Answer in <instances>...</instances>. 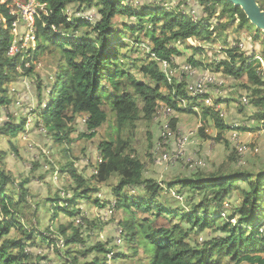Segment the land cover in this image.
<instances>
[{
    "label": "trees",
    "instance_id": "trees-1",
    "mask_svg": "<svg viewBox=\"0 0 264 264\" xmlns=\"http://www.w3.org/2000/svg\"><path fill=\"white\" fill-rule=\"evenodd\" d=\"M21 1L27 3L30 0ZM35 1L43 7L36 17L37 49L30 50L29 59L22 53L14 59L8 55L16 17L9 14L6 3L0 4V134L16 137L25 130L24 121L19 125L12 118L13 123H1L4 108L13 101L9 91L11 73L18 74L17 69L21 66L24 75L32 76L33 69L26 68V63L33 59L37 61L43 55L56 56V79L46 107L42 109L43 105H40L39 115L59 146L77 141L71 136L77 130L80 117H87V131H79V139L88 137L87 133L93 130L90 136L94 137L95 131L113 119L109 138L102 139L97 148L104 162L94 178L98 184L117 178L113 194L117 205L128 214L122 226L132 245L130 251L138 254V249L142 248L140 258L144 264H264V170L255 173L235 171L222 165L213 172L199 171L190 176L175 177L168 184L167 192L175 190L176 199L187 206L183 209L164 200L162 184L145 176V166L133 149L136 123L142 116L152 121L160 105L191 114H197L195 110L199 109L204 121L201 135L206 137L210 119L218 130L217 141L225 139L227 142V132L232 126L220 111L206 104L210 95L194 97L185 75L181 80L172 76L169 81L161 69L162 61L176 67L177 58L183 56L178 45H188L191 39L214 43L213 19L228 17L231 22L237 20L241 31L247 26L253 27L256 40L264 33L250 23L240 8L225 0H162L158 5L151 7L149 2L138 8L133 4L135 0ZM257 1L263 9L264 0ZM174 2L178 3L173 5ZM8 3L15 6L17 0H8ZM73 4L79 6L78 11L96 12V20L71 18L68 7ZM168 4L171 9L166 8ZM192 11L196 17L192 16ZM118 17L135 20L120 28L116 23ZM3 19L7 20L6 24ZM82 30L83 35L80 34ZM27 31L25 29V34ZM135 33L138 36L130 46L127 40H131ZM142 36L151 43L144 56L137 49L139 46L145 48ZM219 37L227 43L223 34ZM188 46L196 54L203 52L201 47ZM251 52L252 55H247L238 47L227 48L225 57L214 66L225 76L243 82L241 86L248 90L250 103L259 110L258 114L255 113L257 126L258 121H264V69L259 61L254 60L255 51ZM187 62L193 68L202 65L194 56ZM213 101L215 105L228 102L223 97H215ZM170 128L177 132L178 120L170 118ZM126 133L128 137L124 138ZM66 151L65 157L68 158L70 150ZM235 159L236 156L232 161ZM66 160L69 163L66 162L62 172L68 173L76 186L85 188L76 191V197L66 201L68 205H58L57 208L74 217L78 213L74 209L77 198L88 199L100 190L86 187L85 179L76 173L74 162L70 158ZM16 181L15 177L0 169V264H34L35 257L28 253L27 246L36 244L35 233L23 231L21 212L16 213L27 201L25 186L28 181H23L14 194L10 186L13 187ZM235 195L240 201L233 202ZM51 201L60 204L61 198H52ZM134 213L147 216L140 220ZM232 220L236 222L233 224ZM13 230L22 232L20 237H13ZM61 230L67 244L64 264H109L99 257L92 263L82 262L73 251L77 243L85 242L80 228L72 233L67 227ZM205 230H214L221 235L200 242V233ZM93 251L103 255L106 261L112 252L102 243L87 250ZM77 253L85 255L81 251ZM117 256L122 259L134 257L130 252L125 255L116 253L114 257Z\"/></svg>",
    "mask_w": 264,
    "mask_h": 264
},
{
    "label": "rangeland",
    "instance_id": "rangeland-1",
    "mask_svg": "<svg viewBox=\"0 0 264 264\" xmlns=\"http://www.w3.org/2000/svg\"><path fill=\"white\" fill-rule=\"evenodd\" d=\"M149 2L152 7L162 3V0H135L133 4L138 8L142 4H149ZM4 3L9 8V14L16 17L15 22L18 25L16 28L13 23L11 34L14 37L11 47L16 45L20 50L14 49V54L9 56L14 59L21 52L26 56V59H29L31 57L30 50L34 52L37 49L36 40L31 39L30 42L23 44L24 41L28 40V35L26 36L25 34V23L20 21L19 13L14 9V3H8V0L0 1V4ZM17 3L25 6L32 4L37 13L43 7L35 0H30L27 3L17 0ZM177 3L174 2L173 5ZM170 6L168 4L166 8L171 9ZM262 6L264 9V4ZM68 8V14L71 18H91L95 21L98 16L94 11H78L79 6L76 4L70 5ZM193 11L192 16L196 17V11ZM134 20L118 17L116 23L122 28L123 25L126 23L130 24ZM2 21L5 24L7 22L4 19ZM211 24L212 37L215 42L206 43L191 39L188 45L203 48V52L198 54L193 49H189L188 45H178V49L183 53V56L177 58L176 67H171V71L172 76L177 80H181L183 75H185L188 80L186 83H188L189 87L190 84L196 82L195 80L198 79L199 75H203L204 78L207 77L214 83L205 87L211 93L209 97L213 100L215 97H223V99L226 98L228 100V102L223 104L225 119L232 126L227 132V142H225V139L217 141L218 130L210 119H208L206 137L201 135L200 130L204 121L199 109L195 110L197 114L182 113L175 112L172 108L165 105L159 106L152 121H148L142 116L136 123L133 136L134 154L143 162L145 176L156 179L161 183L165 189L164 200L177 208L186 209L187 206L183 201L176 199L175 190L167 192L168 184L175 177L190 176L199 171L213 172L219 170L222 165L225 166L224 168L229 167L235 171L255 173L264 170V121H258L259 125L257 126L255 124L257 120L255 113L258 114L259 110L255 109L250 103L249 92L242 88V81H236L225 76L221 70L218 71L215 67L225 57V49L238 47L246 52L247 55H252L251 51H255L254 60L261 63V69L263 70L264 36L256 40L253 38V33L256 31L253 27L247 26L246 29L244 28L241 31L237 20L231 22L228 17L220 20L213 19ZM80 34L83 35L84 30ZM220 34L227 38V43L219 37ZM126 35L128 37L130 32ZM137 36L135 33L131 40H127L130 46L134 45V37ZM141 40L145 48L139 46L140 48L138 47L137 49H140V55L144 56L145 51H149L151 43L143 36ZM191 56H194L198 62H202V65L193 68L187 62V59ZM57 64L58 58L48 54L41 56L37 61L33 59V61L25 64L26 68L33 69L34 74L32 76L24 75L25 71L21 66L17 69L18 74L16 72L11 73L10 77L12 79L9 82V91L13 101L8 108H4L3 117L1 118V123H13L12 118L19 125L23 121L25 122V130L16 137L0 134V169L17 179L13 187L10 186L14 194H16L19 185L23 181H28L25 186L28 190L27 201L16 212H21L20 220L24 226L23 231L35 233L36 244L27 246V251L29 254L34 255V264H64L67 257V244L66 238L61 234V229L62 227H67L69 232L72 233L75 229L80 228V233L83 235L85 242L77 243L76 247H73V251H76L75 256L77 255L82 262L92 263L99 257L110 264H144V260L140 258L142 248L138 249V254L130 251L132 245L128 239L126 241V231H124L126 244L124 246H117L116 244L118 230L123 229L122 224L128 216L118 205L113 208V203L116 201L113 187L117 185V178L106 184H98L94 178V175L98 174L101 165L98 164L100 163L98 159L101 158V153L97 151V148L102 139L109 138L108 132L111 129L113 119H111V123L105 124L95 131L96 135L94 137L91 138L90 136V133L94 132L93 130L90 133L86 132L89 135L88 137L79 139V131H87L85 123L87 117L82 116L78 119L76 132L71 136L77 141H73L70 144L66 142L59 146L39 115L41 111L40 105H43L42 109L46 107L45 104H47L51 88L55 82ZM161 69L164 70L163 63L161 64ZM137 77L141 78V76ZM40 86L42 87L41 89H39ZM245 98L248 99V104L244 102ZM167 111H169V114H167ZM168 118L178 120V131L182 134L186 132L194 134V137L190 140L191 144L186 147L185 152L175 163L165 162L162 159V153L156 149L159 144L160 133L167 125ZM123 137H128V133L124 134ZM67 149L70 150L68 151V158L74 162L77 175L85 179L86 187L90 186L91 189L100 190L98 193H92L88 199L77 198L78 203L74 205V209L78 213H75L74 217L66 215L61 209L58 211L57 208L58 205L60 207L68 205L66 201L69 199L73 200L76 197V191L81 192L85 188L76 186L74 180L68 177V173L62 172V169L67 165L66 162H68L66 160L68 158L65 157ZM238 149L239 151L236 153ZM171 150L172 147L171 149H163L164 152ZM234 152L236 155H234ZM235 156V161H232ZM102 162H104L103 159ZM95 169H97V173H95ZM75 186L76 188H74ZM58 197L61 198L60 204L59 202L53 204L51 199ZM96 200L99 201L97 202ZM238 201L240 200L235 195L233 202ZM135 215L140 220L147 216L142 213ZM235 222L236 220H232L233 224ZM92 225L95 228H89ZM21 233L19 230H13L11 235L18 238ZM219 235L221 234L217 231L205 230L200 233V242H205ZM61 242L64 245H61ZM97 243L106 245L109 250L116 251L118 254L123 253L125 255L130 252V255L134 257H128L127 259L118 258V256L114 257V259L113 257H108L106 261L104 256L97 251L87 252ZM78 251L85 253V255L77 253ZM66 264L70 263L66 262ZM242 264L249 263L244 262Z\"/></svg>",
    "mask_w": 264,
    "mask_h": 264
},
{
    "label": "built area",
    "instance_id": "built-area-1",
    "mask_svg": "<svg viewBox=\"0 0 264 264\" xmlns=\"http://www.w3.org/2000/svg\"><path fill=\"white\" fill-rule=\"evenodd\" d=\"M14 9L17 10V12L19 13L20 21L25 23V27H26L25 29L28 30L26 32V36L28 35V40L24 41L23 44L25 42H30L31 39L36 40L35 24H36V17L38 16V13L35 11L33 5L31 4L29 6H25L23 4L16 3ZM14 27L16 28L18 27L16 22H14ZM14 49L18 50L19 48L16 45H13L12 47H10L8 55L14 54L15 52ZM162 63L164 64L163 71H165V73L167 74L168 80L171 81L172 71H171L170 63L168 61H162ZM209 84H214V83L213 81L209 80L207 77L206 78L202 77L199 80H197L195 83L190 84L189 90L191 94L194 95L195 97L209 95L211 94L210 91H207L205 89V87ZM213 102L214 101L211 97H208L206 100V104L209 107H213L214 109L220 111L221 116L224 117L225 114L223 113V109H224L223 105L222 104L215 105ZM244 102L248 104V99L245 98ZM167 114H169V111H167ZM192 137H194V134L192 133L189 134V132L183 133V134L180 131L174 132L173 129L170 128V118H168L167 125L163 128L162 132L160 133L159 144L156 146V149L157 151L162 153V159L165 162L169 161V162L175 163L177 160H179L180 156L185 152L186 147L191 144L190 140ZM171 147H172L171 151L169 152L163 151L164 148L171 149ZM238 151L239 149L237 150V153ZM101 158L98 159V161L100 162L98 164L103 163L102 162L103 158L102 159ZM96 170L97 169H95V173H97ZM116 206H117V203L116 201H114L113 208H115ZM123 234H124L123 229H119L118 237L116 240V243L119 245L123 243ZM111 256L112 255L110 254L109 257Z\"/></svg>",
    "mask_w": 264,
    "mask_h": 264
},
{
    "label": "water",
    "instance_id": "water-1",
    "mask_svg": "<svg viewBox=\"0 0 264 264\" xmlns=\"http://www.w3.org/2000/svg\"><path fill=\"white\" fill-rule=\"evenodd\" d=\"M233 4L236 8H240L250 23L264 33V10L261 8L257 0H225Z\"/></svg>",
    "mask_w": 264,
    "mask_h": 264
},
{
    "label": "clouds",
    "instance_id": "clouds-1",
    "mask_svg": "<svg viewBox=\"0 0 264 264\" xmlns=\"http://www.w3.org/2000/svg\"><path fill=\"white\" fill-rule=\"evenodd\" d=\"M124 231V230H123ZM124 234H125V232H124ZM124 234H123V243L122 244H117V246H124L125 244H126V241H127V235L125 236L126 237V241L124 240ZM62 244L61 245H64V243L63 242H61ZM112 252L110 253L112 256L111 257H113L114 258V256L116 255V251H113V250H111ZM109 254V255H110ZM109 255H108V257H109ZM107 257V258H108ZM110 264V263H109Z\"/></svg>",
    "mask_w": 264,
    "mask_h": 264
},
{
    "label": "crops",
    "instance_id": "crops-1",
    "mask_svg": "<svg viewBox=\"0 0 264 264\" xmlns=\"http://www.w3.org/2000/svg\"><path fill=\"white\" fill-rule=\"evenodd\" d=\"M199 76H200V75H199ZM199 76H198V77H199Z\"/></svg>",
    "mask_w": 264,
    "mask_h": 264
}]
</instances>
